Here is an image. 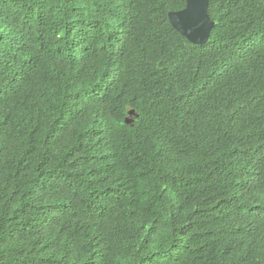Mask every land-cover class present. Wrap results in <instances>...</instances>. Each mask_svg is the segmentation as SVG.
Segmentation results:
<instances>
[{
	"label": "trees",
	"instance_id": "obj_1",
	"mask_svg": "<svg viewBox=\"0 0 264 264\" xmlns=\"http://www.w3.org/2000/svg\"><path fill=\"white\" fill-rule=\"evenodd\" d=\"M186 3L0 0V264H264V0Z\"/></svg>",
	"mask_w": 264,
	"mask_h": 264
},
{
	"label": "water",
	"instance_id": "obj_2",
	"mask_svg": "<svg viewBox=\"0 0 264 264\" xmlns=\"http://www.w3.org/2000/svg\"><path fill=\"white\" fill-rule=\"evenodd\" d=\"M209 7L210 0H187L184 8L169 12L170 21L190 41L198 44L207 43L216 24ZM127 121L132 122L131 119Z\"/></svg>",
	"mask_w": 264,
	"mask_h": 264
}]
</instances>
